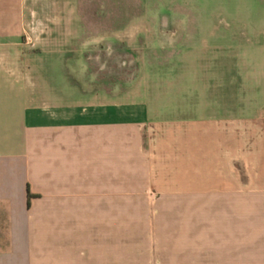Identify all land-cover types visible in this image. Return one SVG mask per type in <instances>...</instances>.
Masks as SVG:
<instances>
[{"label": "crops", "instance_id": "crops-1", "mask_svg": "<svg viewBox=\"0 0 264 264\" xmlns=\"http://www.w3.org/2000/svg\"><path fill=\"white\" fill-rule=\"evenodd\" d=\"M64 8L33 0L23 33L0 16V264L31 260L37 210H128L131 175L168 199L169 264H264V98L201 80V117L156 119L112 90L82 91L91 53ZM49 56L61 83L34 80Z\"/></svg>", "mask_w": 264, "mask_h": 264}, {"label": "rangeland", "instance_id": "rangeland-1", "mask_svg": "<svg viewBox=\"0 0 264 264\" xmlns=\"http://www.w3.org/2000/svg\"><path fill=\"white\" fill-rule=\"evenodd\" d=\"M64 1L66 33L91 53L81 55L82 91L112 90L120 102L146 103L156 119L201 117L209 104L201 80L240 81L241 97L264 98V88L250 90L264 83V0ZM32 4L0 0V16L23 33L20 16ZM31 26L39 34L40 23ZM43 66L34 80L61 83L50 56ZM137 179L128 210H37L26 264H169L168 199L141 191Z\"/></svg>", "mask_w": 264, "mask_h": 264}, {"label": "trees", "instance_id": "trees-1", "mask_svg": "<svg viewBox=\"0 0 264 264\" xmlns=\"http://www.w3.org/2000/svg\"><path fill=\"white\" fill-rule=\"evenodd\" d=\"M32 195L30 194L29 190L27 189V205H29V201L31 199Z\"/></svg>", "mask_w": 264, "mask_h": 264}]
</instances>
